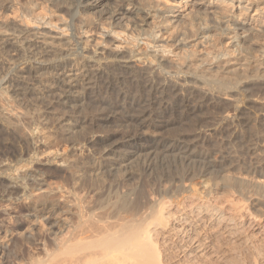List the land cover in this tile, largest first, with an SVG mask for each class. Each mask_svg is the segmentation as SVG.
<instances>
[{
	"label": "bare ground",
	"instance_id": "6f19581e",
	"mask_svg": "<svg viewBox=\"0 0 264 264\" xmlns=\"http://www.w3.org/2000/svg\"><path fill=\"white\" fill-rule=\"evenodd\" d=\"M263 25L264 0H0V50L15 57L10 66L0 61V213L19 202L49 211L24 214L23 222L9 213L13 230L4 229L0 215V264H167L161 241L168 238L226 247V264H264V219L250 209L255 198L264 206L261 173L218 172L212 183L204 181L214 169L206 154L166 144L159 145L161 157L181 151L183 158L139 163L134 171L141 178L132 183L135 173H111V163L82 150L89 136L108 134L113 123L101 128L93 118L119 106L128 113L114 135L147 115L162 124H201L200 116L216 115L227 121L217 131L232 146L262 145L264 109L252 114L264 93ZM35 63L49 64L46 74L58 70L81 80L84 92L76 111L82 122L51 120L53 136L47 131L41 139L38 120L27 123L30 114L1 88L8 77L34 79ZM35 107L31 112L41 110ZM233 128L245 130L230 134ZM50 153L55 169L42 161ZM197 159L207 165L186 168L184 161ZM175 179L180 184L167 188ZM220 185L228 198L214 193ZM38 223L45 225L39 234Z\"/></svg>",
	"mask_w": 264,
	"mask_h": 264
},
{
	"label": "rangeland",
	"instance_id": "374dc122",
	"mask_svg": "<svg viewBox=\"0 0 264 264\" xmlns=\"http://www.w3.org/2000/svg\"><path fill=\"white\" fill-rule=\"evenodd\" d=\"M261 23L262 22H259V24ZM251 44L254 48L257 46L254 41L251 42ZM11 53L8 51L6 52L5 49H1L0 61L3 60V62L10 66L9 64L13 63L15 59V57H13ZM58 64H62V62H53L51 65ZM34 66V79H18L15 77V81H8L10 78L8 77L1 84V88H6L9 95L17 103L22 105L24 110H26L30 114L28 116V119H26V121L30 122L27 123H31L32 121L34 122V119H36L35 122H37L38 120L39 124L41 125L40 127L42 131L40 139L45 135V132L47 131H49V134L53 136L54 131L53 129H50L49 126V122L51 120L54 121L55 124H59L65 119L72 118L74 122L78 124L81 123V114H76L77 110H81L83 108V103L77 102V99H82L84 95L83 90L77 87V81L81 80H77V78L75 77H71V79L68 76L63 77L62 71L58 70H50V74H46L49 70V64L40 65L38 63H35ZM37 72L39 73L36 74ZM62 81H67L68 83L62 85ZM84 84L87 92H90V88L92 86L90 82L88 81ZM24 87H28L29 91H32L34 93L33 99H36V104L32 98H28L29 96L23 89ZM52 93L55 94V97L53 98H51ZM56 96H58L57 99H55ZM256 99L259 103L255 105L256 109L253 110V118L262 109H264V93H261L258 97H256ZM32 107L41 110L39 112H31L30 109ZM163 110L159 109L157 110V112L159 111L158 113H162L165 111ZM230 111L232 116L238 114V111ZM127 113V109L119 106V109H116L114 114L105 116L99 114L96 115L91 123L96 124L98 127H105L107 125V122L109 121H112L113 123L108 125V134L106 132L107 130H105V132H98L94 136H89L82 150L85 154L88 155L99 154V157L105 159L107 163H111L113 165L109 169L111 173H117L122 168V170L125 172L127 171L133 174L135 173V179H133V177H128V179H132V183L138 181L141 178V175L139 174L140 172L137 173V170L134 171L137 164L142 163L144 165L146 164V161L148 159H150V161L158 163L161 160L163 161L164 158L166 159V157H161V154L158 153L159 147L166 144L168 146L179 147L180 149L188 151L190 154H206V160L208 161V163L206 161H203V159H197V161L199 160L198 163L184 161V164L186 163V168H189L191 166L190 171L193 169L199 171L200 167V169H202L209 163L210 165H213L214 169H212L210 172H207L208 175H204V181L210 180L212 183L215 179H217L214 174L218 172L230 173L231 171L236 172L239 170L243 172H257L264 175V141L262 142V145L260 144L256 147L252 146L249 148L246 147L247 150H245V147H238V149L237 147H235L237 146L235 145V143L232 146L231 139L229 138L228 134H226L222 139L221 133L217 131V128H219L218 126L225 125L227 123V121H225L224 118H221V116L214 115L215 120L209 121L206 119V116L202 115L196 119L197 121L206 122L201 124L195 123L193 119L188 121L187 119H180L179 123L175 122L173 124H170L169 122H167L162 124L160 119L151 121V117L147 115L140 117L137 123L127 126V133L124 134L122 132H118V136L117 134L114 135L113 132L117 129L116 125H119L118 120L123 118ZM137 115L139 114L137 113ZM209 115H213V113ZM171 120L172 118L169 119V121ZM85 121L86 120H84V122ZM235 121L236 120H233L232 122ZM244 130L245 129L242 128H233L230 134H243ZM145 131V135H142L139 138L136 137L137 134H141ZM181 134H186L185 136L187 140H178V137H180L179 135ZM0 140H2L1 137ZM5 142L9 143L8 141ZM226 144L229 146H227ZM235 148L240 151H237ZM60 154H62V151L60 152ZM173 155H175L174 157L176 158V160H181L183 158V154L181 153V151H177ZM44 156L45 155L42 156V161L47 163L44 167L46 169H55L56 167L53 166L52 160L56 157H53L51 153L47 155L46 158ZM121 156L126 157V160L120 165L118 164V162ZM174 157L172 156L171 158H167L166 160L176 161ZM57 159H60V156H58ZM204 162L207 164H205ZM178 181L179 180L175 179L172 182L167 183V188L175 186L176 184H180ZM219 187L220 188H217L214 191L216 196L220 199L228 198L230 196L229 190L223 189L221 185ZM53 204L59 207L57 203ZM250 204L249 205L252 212L257 216H262L264 219V206L261 204V201L255 198V200H253ZM14 208L11 209L7 213V215H3L4 213H0L1 219L3 218L2 222H0L1 224L5 225L4 229L13 230L15 226L13 225V223L10 224L9 222V213L14 219L17 218L18 221L20 220L21 222H23L25 220V215H30V217H32L37 212L42 214H46L49 212H43L41 211V209L35 208L31 204H26L23 202H19L14 206ZM180 224L182 226L176 224L178 228L185 227L183 222H180ZM44 227L45 225L43 226V223H38L35 227V232L38 234L42 233ZM3 235V231H1L0 237H2ZM185 241L186 242L183 243L182 239L173 241L170 240V238L161 241V243L166 242L164 244V247H162V250L164 255H167L166 257L169 260L167 264H226L228 261V253L226 252V247L219 249V247H217L216 245L215 248H207V246L205 245L202 248H198V244H196L195 246H190L192 243H189V238ZM203 244L205 243L203 242Z\"/></svg>",
	"mask_w": 264,
	"mask_h": 264
}]
</instances>
